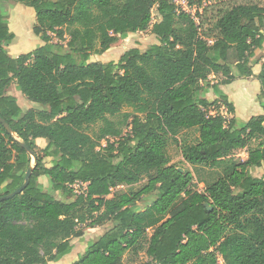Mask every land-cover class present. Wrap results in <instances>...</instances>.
<instances>
[{"label":"trees","instance_id":"16d2710c","mask_svg":"<svg viewBox=\"0 0 264 264\" xmlns=\"http://www.w3.org/2000/svg\"><path fill=\"white\" fill-rule=\"evenodd\" d=\"M188 1L195 18L172 0H0V115L15 132L0 121V196L25 182L32 154L22 144L36 155L29 185L0 201V264L57 261L84 235L82 224L107 222L72 264H217L218 254L225 264H264V174L251 172L264 163V114L239 125L212 112L218 104L235 113L226 94L212 102L201 94L211 75L222 77L217 91L254 75L264 1ZM14 3L34 8L43 41L17 57L7 51ZM150 27L158 42L147 49L91 60ZM257 78L264 107V61ZM12 83L42 108L21 107L6 92ZM192 129L198 136L183 144L185 161L224 167L204 191L168 155L170 140ZM239 149L246 160L234 158ZM80 183L72 201L54 194H73ZM120 186L128 189L114 192ZM150 194L152 203L136 209Z\"/></svg>","mask_w":264,"mask_h":264},{"label":"rangeland","instance_id":"374dc122","mask_svg":"<svg viewBox=\"0 0 264 264\" xmlns=\"http://www.w3.org/2000/svg\"><path fill=\"white\" fill-rule=\"evenodd\" d=\"M235 1L244 2L247 0H235ZM254 1L262 2L264 0H254ZM6 10L9 14L10 30L14 32L15 34L14 39L7 45V51L12 57H17L20 54L30 52L34 50L35 48H37L38 46L43 44L42 39L39 36H37L33 31V27L36 23V13H35L34 8L29 7L23 3H14V4L9 5ZM153 11H154V18L156 19V13H157L156 7L153 9ZM57 41L58 39L54 37V42H57ZM157 42H158L157 38L155 34L152 32L151 27H150L148 30L140 31L137 33H131L125 38H119V40L116 43H114L111 46V48L107 50L106 52L102 54H93L91 56V60L100 61L103 63H108L109 61H112V60L117 61L120 58V56L129 48L137 47L141 50H145L150 45L157 43ZM258 59H261L260 63L254 65L253 67L254 70L256 71L260 70V65L264 61V45L262 49H256L255 55L254 57H252V61H255ZM210 78H211L210 83L204 82L205 86H210V87L211 85L213 86L212 82H215L216 80L218 81L222 77L220 76L214 77L213 75H211ZM251 79H253V76L244 79L248 81L247 83L248 89H249L248 91L250 92V94L254 90L253 84L250 81ZM241 82L243 83L244 81L242 80L237 81L233 85L224 86L223 89L227 91L228 89L230 90V88H232L231 91H233V89L234 91H236L235 87H237ZM257 88L258 89L260 88L259 82L257 83ZM6 92L8 94L17 95V100H18L19 105L23 107L25 110H27L28 108H42L41 104L29 100L21 91H19L15 83H12L6 89ZM236 97L237 99L235 98V101L237 104H239V112L240 111L244 112L246 108L244 107V104L240 102V100H238L240 99L239 98L240 96L237 94ZM241 99L242 101H244V97H241ZM245 100L247 101L248 99H245ZM257 100L260 101L259 94L257 96ZM213 106H215L213 109H215L217 112H222L228 118H230V116L232 115L226 112L225 107L219 108L218 104H215ZM256 106H259V104ZM250 108L254 111V112H251L250 115L252 113H257L258 110L256 111L253 105L252 107L250 106ZM248 110L249 109H247V111ZM240 115L242 114L241 113L238 114V117H239L238 124L242 125L244 124V122L241 119L242 116ZM197 136H198L197 131H195V129H192V130H188L180 134L178 136V141L170 140L169 145H168V155L170 158V164H174L178 166L179 168H183L184 171H189L193 174L194 176V180L192 184L193 188L198 191H204L206 184L214 182L215 180H217L219 177H221L224 174V167L222 165H218L214 167L207 166V165H194V164H191L185 161L182 155L183 144L195 142ZM103 142L106 143L105 141ZM46 145H47V141H46V144L45 143L40 144L39 149L44 148ZM246 153H247V149H239L237 150V152H234V158L236 160H243L242 158L246 156ZM52 159L53 158L50 156L45 157V163L47 166H51ZM35 164H36V159L34 156H32V166H35ZM251 172L254 176H262L264 173V169L263 167L253 168ZM39 181L44 185L49 184V179L45 175H42L39 178ZM145 181H142L136 184L134 188L140 187L142 184L145 183ZM74 189L76 191L73 192V194L64 195L63 193H59V192L54 193V194L60 199H63L66 201H72L76 198V194H78L84 189V185L81 183L75 184ZM127 189L128 187L125 186L124 188L121 187V188L115 189L114 192H122V191H126ZM155 197H156L155 194H150V195L145 196L142 199V201L137 202L135 208L138 210L144 209L145 207H147L148 205L152 203ZM105 225L106 227H108L110 225V222L109 223L107 222ZM81 227L84 230L89 228V226L85 224H82ZM89 232L91 233H88V235L86 237H83L82 239L81 237H76V239H74L76 244L81 240V243L79 244V247H78L79 249H76V251H73L70 254L66 255L60 262H58V264H72L75 261H77L85 253L88 245H90L92 242H94L99 237V236H96L95 231H89ZM85 244H86V247L84 248V250H82L83 249L82 246ZM151 264H155V263L153 262Z\"/></svg>","mask_w":264,"mask_h":264},{"label":"crops","instance_id":"0c3cea01","mask_svg":"<svg viewBox=\"0 0 264 264\" xmlns=\"http://www.w3.org/2000/svg\"><path fill=\"white\" fill-rule=\"evenodd\" d=\"M260 70H261V65H260ZM260 70H258V71H256V70H254V68H253V71H254V75H253V79H251L250 81H251V83L253 84V87H254V90L251 92V94H250V92L248 91L249 89H248V81L247 80H244V79H246V78H239V79H235L234 81H232L231 83H227V84H220V85H218V88H219V91H217L216 89H215V87H214V84H216V82H217V80L215 81V82H212V84H213V86L211 85V87L210 86H205L204 87V90L202 91V96L203 97H205V98H207L209 101H215V100H220V93H224V94H226L227 96H228V99H229V101L230 102H232L233 104H234V106H235V113L234 114H232L230 117H232V116H235L236 118H237V120L239 119V117H238V114H242V115H240V116H242V120H243V122L244 123H246L252 116H255V115H261V114H264V107H263V104L259 101V100H257V96H258V94H260V91H261V84H260V88L258 89L257 88V83L259 82V80H258V78H257V75L259 74V72H260ZM214 76V75H213ZM211 77V76H210ZM215 77V76H214ZM252 77V76H251ZM248 78V77H247ZM244 81L243 83L241 82L237 87H235L236 88V91H234V89H233V91H231V89L232 88H230V90L228 89L227 91H225V89H223V87L224 86H228V85H233L235 82H237V81ZM256 83V84H255ZM260 83V82H259ZM16 85V84H15ZM17 86V85H16ZM227 88V87H226ZM237 94L240 96L239 98L240 99H238V100H240V102H242L243 104H244V107L246 108V110L244 111V112H239V104H237L236 103V101H235V98L237 99ZM14 96H16L17 97V95H14ZM241 97H244V101H242V99H241ZM234 98V99H233ZM245 99H248L247 101L245 100ZM257 100V101H256ZM239 102V101H238ZM257 103V104H256ZM259 104V106H256V105H258ZM252 105L255 107L254 109H256V111H257V113H252L251 115H250V113L251 112H254L251 108H250V106L252 107ZM215 106H211V108H212V112H216V110L215 109H213ZM221 108H224V106L222 105L221 106ZM247 109H249L248 111H247ZM248 112V113H247ZM46 139L45 138H42V137H39V138H37L36 139V142H37V144L38 145H40V144H46ZM235 152H237V150L235 151ZM247 157H248V152L246 153V156L245 157H243L242 159L243 160H246L247 159ZM261 167H263V169H264V163H263V165L261 166ZM259 168V167H258ZM264 174V173H263ZM257 177H261V176H257ZM105 228H106V225H103V226H95V227H89V228H87V229H85L84 230V235L81 237V239L83 238V237H86L87 235H88V233H91V232H89V231H95V234H96V236H100L103 232H104V230H105ZM93 233V232H92ZM95 236V237H96ZM74 239H76V237H73L72 239H71V243H72V245H73V249H72V251L71 252H73V251H76V249H79L78 247H79V244L81 243V240L76 244L75 243V240ZM86 247V244L85 245H83L82 246V250H84V248ZM70 252V253H71ZM69 253V254H70ZM68 255V254H67ZM66 256V255H65ZM65 256H63L61 259H59V260H57V261H51V262H49V264H58V262H60Z\"/></svg>","mask_w":264,"mask_h":264},{"label":"water","instance_id":"95a60500","mask_svg":"<svg viewBox=\"0 0 264 264\" xmlns=\"http://www.w3.org/2000/svg\"><path fill=\"white\" fill-rule=\"evenodd\" d=\"M0 121L4 124V126L13 134L15 135V132L11 129L10 125L7 123V121L0 115ZM23 147H25L31 154L32 156L35 157L36 159V155L33 151L30 150V148L27 146L26 143H23L22 144ZM36 165V164H35ZM35 166H30V168L27 170V173H26V178H25V182L19 187L17 188L15 191L9 193V194H6V195H3V196H0V201H3V200H6V199H10L12 197H14L15 195L21 193L30 183V179H31V176H32V172H33V169H34ZM181 171H184L183 168H180Z\"/></svg>","mask_w":264,"mask_h":264},{"label":"built area","instance_id":"2783aa9c","mask_svg":"<svg viewBox=\"0 0 264 264\" xmlns=\"http://www.w3.org/2000/svg\"><path fill=\"white\" fill-rule=\"evenodd\" d=\"M172 1L178 6V9L188 12L195 18V12L197 8L195 6H190L188 0H172ZM121 187L123 188L124 186H120V188ZM217 264H225L221 254H218Z\"/></svg>","mask_w":264,"mask_h":264}]
</instances>
